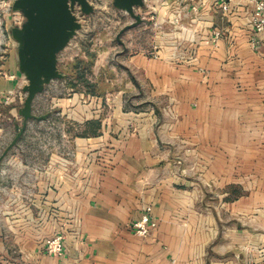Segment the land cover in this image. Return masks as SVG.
<instances>
[{
	"label": "rangeland",
	"instance_id": "rangeland-1",
	"mask_svg": "<svg viewBox=\"0 0 264 264\" xmlns=\"http://www.w3.org/2000/svg\"><path fill=\"white\" fill-rule=\"evenodd\" d=\"M89 1L93 10L88 13L76 3L73 11L81 27L57 54L63 77L46 83L34 98L33 112L47 116L28 118L19 141L6 154L17 134L16 126L9 128L7 124L0 136V264H39L33 247L42 246L43 237L55 230L52 212L61 210L58 217L64 221L68 218L62 214L65 210L58 208L64 202L15 201L23 193H36L43 180L56 182L58 176H63L46 174L54 166L64 169L62 158L76 163L72 174L80 168L77 136H106L89 151L94 152L93 160L101 166L99 171L94 168L100 174L104 167L118 163L128 142L139 137L142 128L159 138L153 150L162 155L152 165L160 175L179 181L187 178L191 181L187 186L197 184L202 189L195 208L203 214L205 230L212 224L218 227L216 237L205 246V264H224L227 261L223 257L229 256L235 264H264V118L237 128L233 137L222 135L219 143L201 138L195 142L166 139L168 115L175 117L176 113L163 110L169 98L153 92L155 85L134 62L137 55L166 58L168 51L162 52L163 46L170 47L178 38L170 27L155 25V21L165 18L160 15L164 5L153 11L149 7L153 0H146L143 6L136 7L143 22L121 32L133 20L130 13L115 6L114 0ZM16 48L12 41L3 45L0 70L14 69L20 80L23 74ZM20 91L23 89L16 90L10 106H23L26 95L23 91L20 101ZM72 109L91 114L82 119ZM19 116L16 122L23 124L24 118L20 113ZM167 126L174 134L175 126ZM206 134L203 139H207ZM233 138L239 140L231 141ZM53 154L59 156L56 163L51 162ZM72 189L76 198L84 202L88 190ZM25 210H29L28 215H22ZM200 220L199 214V223ZM218 246H222L219 253L211 249Z\"/></svg>",
	"mask_w": 264,
	"mask_h": 264
},
{
	"label": "crops",
	"instance_id": "crops-1",
	"mask_svg": "<svg viewBox=\"0 0 264 264\" xmlns=\"http://www.w3.org/2000/svg\"><path fill=\"white\" fill-rule=\"evenodd\" d=\"M192 1L200 2L203 9L200 23L214 22L215 27L227 29L229 35L217 41L202 40L192 62L176 61L172 46H163L162 52L168 51L166 58L156 60L137 55L134 62L155 85L153 92L169 98L163 110L176 113L175 117L166 113L171 118L165 123L166 139L195 142L201 138L208 143H219L222 135H236L237 128L264 118V45L256 49L250 43L247 15L252 5L248 0H233L229 13H223L215 0ZM163 8L160 15L165 17L169 12ZM3 73L6 75H0V136L7 124L9 128L16 126V121L21 119L20 107L10 105L15 101L16 90L27 82L24 75L18 80L14 69ZM71 111L82 119L91 114ZM167 123L175 126L174 134L169 133L171 127ZM148 132L142 128L141 135L128 142L118 163L104 167L100 174L95 170L99 171L101 166L94 162V152L89 151L106 136H77L81 165L74 170H80L81 177L70 172L72 167L65 170L51 167L47 175L63 176H58L56 182L43 180L36 193H23L15 201L64 202V216L68 215L67 207L77 208L80 220L77 229L71 223L61 226L64 220L59 217L54 222L53 233L43 237V245L33 247L39 264H205V246L216 237L218 227L212 224L205 230L203 214L195 208V203L202 198V189L197 184L187 186L191 182L187 178L179 181L160 175L152 165L162 155L159 150H153L159 138ZM204 134L207 139L202 138ZM57 159L59 156L53 154L51 162L56 163ZM72 188L88 190L84 202L76 198ZM147 205L151 206V215L158 220V225L150 234L142 236L132 225ZM28 211L21 213L28 215ZM59 228L65 230L63 253L52 255L46 251L45 240ZM211 249L219 253L222 246ZM223 259L227 261L224 264H235L230 256Z\"/></svg>",
	"mask_w": 264,
	"mask_h": 264
},
{
	"label": "water",
	"instance_id": "water-1",
	"mask_svg": "<svg viewBox=\"0 0 264 264\" xmlns=\"http://www.w3.org/2000/svg\"><path fill=\"white\" fill-rule=\"evenodd\" d=\"M146 0H114L115 6L126 10L133 20L122 28L139 25L144 17L136 11ZM88 13L93 10L89 0H14L13 9L21 11L26 17L21 26H13L11 33L17 41L16 53L19 69L27 82L23 86L26 93L23 106L19 108L24 118L23 124H17V134L7 146L6 154L22 136L28 118H45L33 112V101L37 93L52 79L63 77L58 68L57 54L62 50L81 27V22L74 13L76 3Z\"/></svg>",
	"mask_w": 264,
	"mask_h": 264
},
{
	"label": "built area",
	"instance_id": "built-area-1",
	"mask_svg": "<svg viewBox=\"0 0 264 264\" xmlns=\"http://www.w3.org/2000/svg\"><path fill=\"white\" fill-rule=\"evenodd\" d=\"M233 0H215V5L218 6L223 13H229L232 9ZM252 8L247 15V23L250 28V43L259 49L264 45V0H248ZM14 0H0V51L4 44L12 41V44L17 45V41L13 38L11 29L13 26H21L25 20V16L21 11L13 9ZM169 12L163 20L155 21V25L162 26L163 24L170 27L174 32L175 38L172 46V57L178 62H192L197 57L198 46L204 39L217 41L223 36L229 35L227 29L214 26V22L202 24L203 9L200 7V2L192 0H153L149 5L153 11H157L159 5ZM160 8V7H159ZM160 51H155V56H159ZM2 56V55H1ZM0 74L6 75L0 70ZM11 76V75H10ZM25 93V92H24ZM26 95V93H25ZM20 101H23L24 94L20 91L18 94ZM7 102L10 101V96L7 97ZM61 161L66 168H74L76 163L70 159L62 158ZM74 176L79 177L80 170H74ZM64 203L58 208L62 209ZM68 217L61 226L65 227L68 223L73 224V229H77L79 218L77 216V208L75 206L67 207ZM61 210L52 212L51 216L57 220ZM158 225V220L151 215V206L147 205L141 217L137 219L132 227L135 232L146 236L152 232ZM65 230L59 228L51 237L46 238V251L52 255H61L63 253V243Z\"/></svg>",
	"mask_w": 264,
	"mask_h": 264
},
{
	"label": "trees",
	"instance_id": "trees-1",
	"mask_svg": "<svg viewBox=\"0 0 264 264\" xmlns=\"http://www.w3.org/2000/svg\"><path fill=\"white\" fill-rule=\"evenodd\" d=\"M95 123H97V124H100V121H94ZM90 123V122H89ZM99 126V125H98Z\"/></svg>",
	"mask_w": 264,
	"mask_h": 264
}]
</instances>
